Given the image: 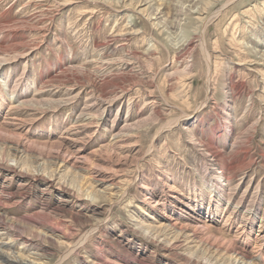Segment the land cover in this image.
<instances>
[{
    "label": "rangeland",
    "instance_id": "1",
    "mask_svg": "<svg viewBox=\"0 0 264 264\" xmlns=\"http://www.w3.org/2000/svg\"><path fill=\"white\" fill-rule=\"evenodd\" d=\"M0 250L263 264L264 0H0Z\"/></svg>",
    "mask_w": 264,
    "mask_h": 264
},
{
    "label": "bare ground",
    "instance_id": "2",
    "mask_svg": "<svg viewBox=\"0 0 264 264\" xmlns=\"http://www.w3.org/2000/svg\"><path fill=\"white\" fill-rule=\"evenodd\" d=\"M188 1V0H187ZM191 2V1H190ZM189 2V3H190ZM195 6H196V4H195ZM176 8V7H175ZM175 12H177V11H175ZM190 12V11H189ZM185 13V12H184ZM174 14V13H173ZM183 14V13H182ZM181 15V14H180ZM184 15V14H183ZM177 16H179L178 14L176 15V19H177ZM185 16H189V15H185ZM205 24V22L203 23V25ZM175 25V24H174ZM203 27V29H204V26H199V28H202ZM201 30V32L202 33H204L203 31L204 30ZM202 36V35H201ZM203 40V39H202ZM206 47L204 46V42L202 41L201 42V51H202V53H203V56H204V58H205V61L206 62H208L209 63V55H208V53H207V50L205 49ZM219 151V150H218ZM217 152H214V151H212V153L211 154H216ZM216 156H218L217 154H216ZM14 167V166H13ZM13 169V168H12ZM173 223L174 222H172L171 224H170V226L171 225H173ZM172 227V226H171ZM196 231V230H195ZM191 232V231H190ZM198 233V232H197ZM195 234V233H194ZM192 235V234H191ZM196 236V235H195ZM195 236H193V237H195ZM189 238H190V235L188 236ZM191 240H192V238H191ZM202 243V242H201ZM81 246V245H80ZM221 247H222V245H221ZM230 247V246H229ZM220 249V248H219ZM238 250V249H237ZM237 250H236V252H237ZM221 251V250H220ZM224 251V250H223ZM226 251V250H225ZM228 252H229V250H228ZM233 252H235V251H233ZM232 252V253H233ZM225 253H223V255H224ZM230 254V253H229ZM235 254V253H234ZM234 254H232V255H234ZM228 255V254H227ZM235 256V259H233L234 260V262H236L237 260H238V264H249L247 261H244V259H242L241 258V260L240 259H238V258H240V257H237L236 258V255H234ZM240 256V255H239ZM232 258V257H231ZM0 260H3L4 262H6V263H8V264H25L24 263V261H22V260H20V259H18L17 257H15V256H7V255H5L1 250H0ZM264 262V261H263ZM236 264V263H235ZM264 264V263H263Z\"/></svg>",
    "mask_w": 264,
    "mask_h": 264
}]
</instances>
